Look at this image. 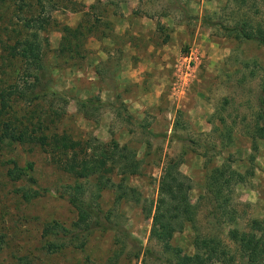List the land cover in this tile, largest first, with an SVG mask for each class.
Segmentation results:
<instances>
[{"label":"rangeland","instance_id":"obj_1","mask_svg":"<svg viewBox=\"0 0 264 264\" xmlns=\"http://www.w3.org/2000/svg\"><path fill=\"white\" fill-rule=\"evenodd\" d=\"M245 22L264 26V0H0V89L21 83L24 97L12 109L28 132L115 140L141 160L139 173L112 175L139 200L117 201L116 185L102 189L96 176L65 172L38 141L0 139V264H168L151 229L171 159L192 182L196 210L169 243L195 256L197 236H217L241 264L230 231L264 219V45L220 23ZM37 31L52 80L28 90L37 74L8 51ZM12 160L35 182L13 181ZM218 168L234 177L225 183L227 208L207 186ZM77 183L106 228L75 226L69 192Z\"/></svg>","mask_w":264,"mask_h":264},{"label":"trees","instance_id":"obj_2","mask_svg":"<svg viewBox=\"0 0 264 264\" xmlns=\"http://www.w3.org/2000/svg\"><path fill=\"white\" fill-rule=\"evenodd\" d=\"M34 21H36L34 24L37 25L38 29L44 27L43 21L37 19ZM30 26L32 27L33 25H28V27ZM220 26L229 34L248 40H255L264 45V26L256 27L247 22L234 25L220 23ZM64 30L68 31L70 27L66 25ZM38 32L33 33L32 37L18 39L15 44L9 46L8 51L12 57L21 58L28 65L27 68L33 69L37 74V80L33 81V83H26L25 87L28 90L34 87L47 89L49 80H52L49 77L46 66L43 64V52ZM24 94L19 80L8 89H0V117L7 116L6 121L4 120L3 122L2 133L0 134L2 141L8 140L18 143L38 141L65 172L77 178L87 179L91 176H96L99 187L102 189L116 185V192L120 193L117 201L121 198L129 197L139 200L141 194L135 187L126 184L123 179L117 183L112 178L115 172L119 175H133L140 172L141 160L136 158L135 151L127 146H120L115 140L107 143L99 141L96 137L87 139V143H83L73 140L65 134H47L45 131L33 136L32 133L35 132V129L28 132V127L24 126L25 123L15 115L16 112L12 109L15 98L21 95L24 97ZM262 97L258 121L264 122V96ZM51 114L54 113L49 115ZM56 115L59 116V114ZM38 128L42 129L41 123H39ZM260 130L258 131L259 136L264 137V126H261ZM95 144L97 145L95 146ZM80 145H85L84 150H77ZM87 147L92 149L89 154L86 151ZM12 161L13 167L8 171V176L13 181L24 179L28 176V173H25L26 168L22 169L18 166L17 161ZM28 179L35 182V179L31 176H28ZM233 179V175L226 179L221 168L216 169L208 177L207 186L215 192L216 200H219L224 208H227L226 192L224 191L225 183ZM192 187L190 178L180 170L179 161L169 160L160 180L159 195L151 229V236L164 242L167 251L170 253V257L166 258V262L168 264H215L216 262L238 264L231 248L217 236H197L195 244L198 254L195 256L184 254L181 248L174 247L169 243L176 231L182 230L186 222L193 220L196 208L191 203L189 196ZM37 194L35 195L37 196ZM86 196V189L81 183H77L72 187V191L69 192V201L76 207L78 215L74 224L76 227L88 231L94 228H102L104 224L101 210ZM25 197L29 199L27 194ZM148 214H152V208L149 209ZM103 228L106 227L104 226ZM230 237L241 253V264H264V219H253L247 229L233 228L230 231Z\"/></svg>","mask_w":264,"mask_h":264}]
</instances>
